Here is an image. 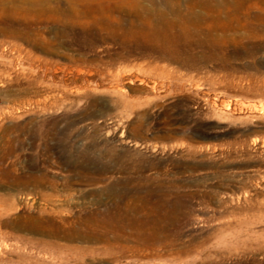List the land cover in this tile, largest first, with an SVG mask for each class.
I'll return each instance as SVG.
<instances>
[{
    "label": "rangeland",
    "instance_id": "374dc122",
    "mask_svg": "<svg viewBox=\"0 0 264 264\" xmlns=\"http://www.w3.org/2000/svg\"><path fill=\"white\" fill-rule=\"evenodd\" d=\"M107 2L0 0V264H264V29L239 13L166 60Z\"/></svg>",
    "mask_w": 264,
    "mask_h": 264
},
{
    "label": "bare ground",
    "instance_id": "6f19581e",
    "mask_svg": "<svg viewBox=\"0 0 264 264\" xmlns=\"http://www.w3.org/2000/svg\"><path fill=\"white\" fill-rule=\"evenodd\" d=\"M103 1H109L107 3H108V6L110 7L111 11L108 14H103V15L95 18V20L100 21L101 24H103L105 26V28L108 29L109 33L112 36H114V37L120 36V37H124V38H132V39L143 38V39L149 40L151 42H157L159 44H162L160 49H157L156 47H154L152 50L156 51V53H159V55L163 59H166V60H169V59L171 60L172 58H175L173 55L175 53L179 52L180 44L182 43V41L193 39V40L199 42L198 39H199V37H201V35H206L210 39H212L213 41L220 39V38H225V35H224L225 34V28L229 27L230 23H232L234 20H239V17H240L239 13H241L243 15V17H245L246 23L248 22L249 18H252V19H255V21L257 23L256 25L258 27H261L262 29H264V16L262 14H257V13L255 14L254 13L255 15H250L248 11L247 12L245 11L244 13H242V11L240 12V10L237 11L238 9H236V8L229 10L228 4L226 3L227 0L214 1V2L203 1L200 4V5H202V7L199 10H195L194 7L182 8V6L179 4V0H103ZM230 1H232V0H230ZM235 3L238 5V6L236 5L237 7H239V4H241L240 0H237ZM242 4H244V3H242ZM59 7L60 6H58L57 9L61 8V7L60 8ZM62 16H64V15H60V17L58 16L57 19L54 20V22H56L57 24H61V26L62 27L64 26V28H65L66 26L64 24H67V23H66L65 19L64 20L61 19ZM2 23L5 24L6 22H2ZM48 23L49 22L45 23V25H47ZM254 29H255V32H259V29H256V28H254ZM34 30H35V34L38 37H40L41 36L40 28L37 26L34 28ZM64 33H65V31H64ZM166 45H169V47H171V49H166L167 48ZM160 56H159V58H160ZM38 60L37 61L41 63L42 60L40 57L38 58ZM45 64L49 65V62L45 61ZM77 70H79V69H77ZM89 72H91V71H89ZM129 79L131 80L132 78L129 77ZM227 106H228V104H227ZM41 179L35 178L34 181H35V183L39 184L42 182ZM97 180L98 179H93V178L91 179L92 182H96ZM43 200H44V202H46L45 204H47V203H52V201L54 199H52L51 195H44ZM48 210H50V209H48ZM46 211H47V208H46ZM39 212H41V214H43V215L46 214L45 210H43V209H41ZM50 212H52V210H50ZM58 212H57V214H58ZM48 215H50V214H48ZM56 220H55V218H51V216H47V217L43 216L41 218H34L33 223H34V226H38L39 228H42V229H48V228L52 229L54 227V231H56L55 227H58V232L63 233L64 235H62V236H64V238H66V240H69V241L73 240V239H75V240H81V239L86 240V239H88V240L92 241L93 243H98V244L105 243V244H107L106 240H105L106 238L104 239L103 237L98 236L100 234H98L97 236L92 235L91 234L92 232H90V234H89V232H86V230L84 232L83 228L80 229V227L79 228L76 227L73 230L66 232L62 229L61 225L62 226L65 224L67 225L68 221L67 222L60 221V225H59V224H57ZM83 221H85V220H83ZM90 221H92V220L89 219V221H87V222L89 223ZM105 221H107V220H105ZM102 222L104 223V221H102ZM108 222H110V221H108ZM88 223L85 225H88ZM98 223H100V222H98ZM97 225L98 224L96 221L95 225L92 224L91 226H94L97 228L98 227ZM112 225H113V223H112ZM121 225H119V227ZM109 226H111V223L109 224ZM94 227H92V228L94 229ZM99 227H100V225H99ZM123 227H125V226H123ZM33 228L35 229V227H33ZM130 229H132V227H130ZM118 230H120V229H118ZM50 231H52V230H50ZM111 231H109V232H111V233L114 232L113 230H111ZM93 232H95V231H93ZM99 232L100 231H98V233ZM101 233H103V232H101ZM75 248L77 249L80 247H75Z\"/></svg>",
    "mask_w": 264,
    "mask_h": 264
}]
</instances>
